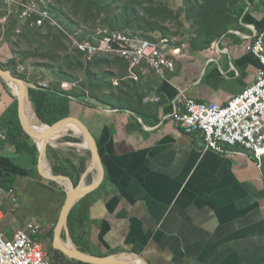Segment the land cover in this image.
Here are the masks:
<instances>
[{
	"label": "crops",
	"instance_id": "1",
	"mask_svg": "<svg viewBox=\"0 0 264 264\" xmlns=\"http://www.w3.org/2000/svg\"><path fill=\"white\" fill-rule=\"evenodd\" d=\"M231 1L232 25L218 40L195 45L171 39L173 73L161 77L142 66L119 80L110 72L115 93L119 81L127 82L123 94L139 90L144 99L133 104L139 111L127 110V100L123 108L108 107L115 104L107 98L71 100L70 118L93 135L104 171L99 187L84 198L88 234L77 239L85 253L135 255L147 264H264V158L259 163L242 149L214 152L201 135H186L171 119L186 100L224 106L254 82L260 63L246 46L264 30V0ZM4 85L0 81V120L16 98ZM82 144L71 130L55 139L46 149L45 174H53L58 158L74 164V175L82 164L86 171L91 154ZM31 160L14 147L0 150V189L17 198L15 208L2 205L0 234L8 240L30 220L43 236L53 231L54 239L66 201L64 186L45 179L38 158L35 166ZM97 176L91 172L85 184Z\"/></svg>",
	"mask_w": 264,
	"mask_h": 264
},
{
	"label": "trees",
	"instance_id": "2",
	"mask_svg": "<svg viewBox=\"0 0 264 264\" xmlns=\"http://www.w3.org/2000/svg\"><path fill=\"white\" fill-rule=\"evenodd\" d=\"M157 1L52 0L51 13L67 33L77 36L80 41L88 40V42L94 43V38L99 32L112 34L115 32L131 33L130 31L146 33L143 37L144 39L146 38L145 40L150 41L155 39L149 38L147 35L159 31H162L164 36L161 39H174L169 37L168 31L162 28L159 22V20H169L173 17V13L168 8L158 7ZM184 3L194 13L198 11V19L200 20L198 24H200L201 31L194 43L195 45L211 44L223 36L232 25L231 7L233 2L231 0H184ZM1 13L2 11H0V16H3L5 11L3 14ZM20 24L15 15L10 16L6 24L0 23V28L5 29L7 34V42H11L10 38H12ZM23 26L24 30L18 36V41L14 45L18 46V42H24L29 45V50L16 52L21 58L20 66H27V63H30V66L41 71V77L38 78L35 75L28 78L26 73H19L18 64L14 60L8 64L9 66L4 67L3 64H0V67L4 70H10L15 76L38 86V89L30 90V95L39 118L46 126L52 127L70 118L71 100L78 102L91 100L92 102L103 103V100L100 97L98 98L99 93H95L93 90L104 85V81H101L100 75L98 78L91 76L90 68L92 66L99 67L101 64H108L107 66L111 69L109 72H117L119 80L126 78L129 70V65L126 61L118 58L104 57L97 58L93 63L87 64L85 63L82 51L75 47L71 39L64 32L52 27L34 28L30 27L29 24H24ZM104 37L101 36L100 39ZM87 67H89L87 76L93 86V89L90 87L92 93L90 92L89 94H86L87 88H89L87 84L84 83V88H81L82 90L79 89L77 84L71 81L72 78L68 73L83 71ZM48 74L50 75V80L46 79L49 78ZM105 76L109 75L106 74ZM108 78H111V76ZM43 81H49L47 88L41 87V84L44 83ZM120 82V87L117 88V92L115 93L116 95H112L110 98L111 102H109V104L115 105L107 106L123 108L125 107L123 106V102L127 100L130 102V105L127 104L128 106H126L127 110L139 111L133 106L134 103L140 104L144 99L138 95L139 90L134 88L132 90L133 95L123 94L121 88L125 87L127 82ZM4 87L6 91L9 90L6 85ZM1 135L6 136V140L0 139V150L14 147L20 153L29 155L33 165H36L38 151L33 139L23 130L20 124L18 101L16 98H14V102L8 112L0 120ZM65 140L72 144H78L79 142L69 138ZM58 159L60 161L59 164L52 165L53 174L68 176L77 186L80 181V175L85 171L84 164H82L78 174L74 175V172L76 173L77 171L74 164L70 161ZM5 188L8 189V187ZM84 203L85 199L81 200L69 216L68 222L72 236L75 234L77 237V234H81V237H83L88 234L89 226L86 222L85 213L89 206L86 205L85 208ZM81 251L85 252L84 250ZM59 256L62 259L65 258L62 253ZM59 256H55L53 264H62ZM73 263L84 264L74 261Z\"/></svg>",
	"mask_w": 264,
	"mask_h": 264
},
{
	"label": "built area",
	"instance_id": "3",
	"mask_svg": "<svg viewBox=\"0 0 264 264\" xmlns=\"http://www.w3.org/2000/svg\"><path fill=\"white\" fill-rule=\"evenodd\" d=\"M51 3L52 0H0V7L7 15L3 25L10 16L15 15L23 25L60 30L82 51L87 64L97 58L111 57L126 61L132 73L142 66L154 69L161 77L166 71L174 72V63L167 51L171 44L175 45L173 40L158 38L150 41L131 33L99 32L94 43L80 41L77 36L67 33L55 19L51 13ZM101 36L105 37L100 39ZM246 50L260 63V69L250 86L224 106L186 100L184 110L174 113L171 119L186 135H201L208 149L214 152L231 154L235 149H242L261 163L264 158V30L254 36ZM30 84L33 89H38V86ZM48 85L49 81H45L41 87L47 88ZM146 102L160 103V99H147ZM6 201L12 208L17 206L14 193L1 188L0 222L4 219L2 205ZM40 235L41 226L36 220L28 221L25 228L17 230L13 240L0 234V264H53L51 254L38 240Z\"/></svg>",
	"mask_w": 264,
	"mask_h": 264
},
{
	"label": "water",
	"instance_id": "4",
	"mask_svg": "<svg viewBox=\"0 0 264 264\" xmlns=\"http://www.w3.org/2000/svg\"><path fill=\"white\" fill-rule=\"evenodd\" d=\"M0 81L9 86L17 98L20 124L23 130L34 140L39 152L37 167L40 175L49 181L63 185L66 191V201L54 233V251H58L68 258L84 264H138V261L139 264H147L144 260L135 255L118 254L98 257L85 253L78 248L72 239L68 221L76 204L96 190L103 180V164L96 146V140L87 128L74 118L65 119L52 127L46 126L39 118L31 102L30 90L33 89V87L30 82L15 76L10 70H4L1 67ZM13 87H16L17 90L14 91ZM71 128L77 132L74 133V137L81 139L84 149H87L91 154V164L86 169L77 186H75L72 180L67 176L53 175L47 172L45 174L44 172V167H47L49 164L46 158L47 147H53L54 140L65 137L66 132L71 130ZM38 144H41L40 147ZM93 171L96 172L98 176L92 184L86 185L85 179ZM63 232L67 236L68 242H71L74 246V251L77 255H70L58 247V241H63ZM121 258L130 260H122Z\"/></svg>",
	"mask_w": 264,
	"mask_h": 264
},
{
	"label": "rangeland",
	"instance_id": "5",
	"mask_svg": "<svg viewBox=\"0 0 264 264\" xmlns=\"http://www.w3.org/2000/svg\"><path fill=\"white\" fill-rule=\"evenodd\" d=\"M191 1H195V0H191ZM192 5H190V6H192ZM157 6L163 7V8H168L173 13V17L170 18L169 20H165V21L159 20L161 27L168 31V33L170 35L169 37L178 39L180 41H186V42H189L192 44H194L196 42V40L198 39V36H199V32L201 31V29L199 27L200 24H198V22H200V20L198 19V11L196 13H194L192 10H190L189 7H187L186 4L184 3V0H158ZM0 11H2L1 14H3L4 10H2L0 8ZM69 14L73 15L71 13H69ZM6 17H7L6 14H3V16L2 15L0 16V21L2 24L4 23V18H6ZM23 30H24V26H23V24H20L19 27L16 29L12 38H10L11 42L9 43V42H7V34L5 32V29L0 28V64H3V66L6 67V66H9L8 64L14 60L18 64L17 68H18L19 73H26L28 78H30L31 76H35V75H37L38 78H40L41 77V71L30 66V63H27V66L26 65L20 66V64H21L20 59L21 58L18 54H16V52L19 53L21 51L29 50V45L24 43V42L23 43L18 42L17 43L18 46H15L14 43H16L18 41V36L23 32ZM130 32H131V34L136 33L137 36H139L140 38H143V39H144L143 36L146 34V33L135 32V31H133V32L130 31ZM147 36L149 38H152V39L153 38L158 39V38L164 37L162 31H159V32H156L153 34L150 33ZM70 49H71V46H70ZM107 65L108 64H101L99 67L92 66L90 68V71L92 73L91 74L92 77L96 76L98 78L100 75L101 81H104V85H102L100 88H97L93 91H95V93H99L98 98L100 97L101 100H105L107 98V101H110L109 98L112 95L115 96L116 94L112 90L113 89L112 86L114 85V83H113L114 78H113V75L109 72V71H111V69ZM25 67H26V69H25ZM88 71H89V67L85 68L83 71H78L76 73L68 72L70 74V77L72 78L71 81L74 82L75 84H77L79 89L84 88L83 87L84 83L87 84V87H89V88H87L86 94H89L90 92L92 93V89H93V86L91 85V83L88 79V76H87ZM106 74L111 76V78H108L109 76H105ZM48 77L49 78H46V79L50 80L49 74H48ZM94 80H96V79L94 78ZM120 83L121 82L119 81L118 85H120ZM62 239L65 243H68V238L65 234L62 235ZM72 239H73V241H75L78 244L77 245L78 248L80 250H83L82 246H81L79 240L77 239V237L75 236V234H73ZM38 240L43 244L44 249L52 255V261L54 262L55 256L56 255L59 256L61 253L58 251H54L51 247V244L53 243V240H54L53 239V231L51 233H49V236L40 235ZM91 253L97 254V255H103L102 253H100L98 251H94V250H91ZM59 258H60V260H62V264H75V263H73V261L78 262V261L72 260L66 256L64 259H62L60 256H59Z\"/></svg>",
	"mask_w": 264,
	"mask_h": 264
},
{
	"label": "bare ground",
	"instance_id": "6",
	"mask_svg": "<svg viewBox=\"0 0 264 264\" xmlns=\"http://www.w3.org/2000/svg\"><path fill=\"white\" fill-rule=\"evenodd\" d=\"M14 91H16V87H13ZM38 129V128H36ZM43 130V129H42ZM71 131H74V133H77L76 130L71 128ZM40 147V144H38ZM58 247L61 248L63 251H65L66 253L70 254V255H77L74 251V246L72 245L71 242L65 243L64 241H58ZM122 260H128L126 258H121ZM130 260V259H129ZM128 260V261H129ZM139 264V261H138Z\"/></svg>",
	"mask_w": 264,
	"mask_h": 264
},
{
	"label": "flooded vegetation",
	"instance_id": "7",
	"mask_svg": "<svg viewBox=\"0 0 264 264\" xmlns=\"http://www.w3.org/2000/svg\"><path fill=\"white\" fill-rule=\"evenodd\" d=\"M51 247H52V249H53V243L51 244Z\"/></svg>",
	"mask_w": 264,
	"mask_h": 264
}]
</instances>
